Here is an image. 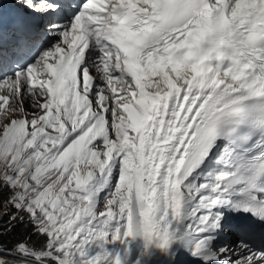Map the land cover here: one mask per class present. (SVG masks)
<instances>
[{"label": "snow or ice", "instance_id": "1", "mask_svg": "<svg viewBox=\"0 0 264 264\" xmlns=\"http://www.w3.org/2000/svg\"><path fill=\"white\" fill-rule=\"evenodd\" d=\"M0 207V264H264V0H0Z\"/></svg>", "mask_w": 264, "mask_h": 264}, {"label": "trees", "instance_id": "2", "mask_svg": "<svg viewBox=\"0 0 264 264\" xmlns=\"http://www.w3.org/2000/svg\"><path fill=\"white\" fill-rule=\"evenodd\" d=\"M6 209H4L3 207H0V214H2ZM16 237L15 236H11L6 238L5 243H11Z\"/></svg>", "mask_w": 264, "mask_h": 264}]
</instances>
